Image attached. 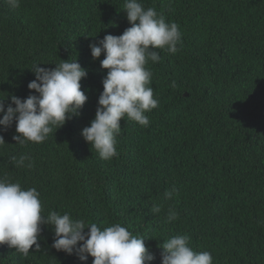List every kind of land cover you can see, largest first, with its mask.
<instances>
[{"label":"trees","instance_id":"obj_1","mask_svg":"<svg viewBox=\"0 0 264 264\" xmlns=\"http://www.w3.org/2000/svg\"><path fill=\"white\" fill-rule=\"evenodd\" d=\"M124 2L20 0L12 8L0 0L5 110L13 95H38L28 88L34 64L52 69L62 59L86 70L80 84L88 97L43 143H16L15 120L0 131V178L35 187L42 215L67 212L101 230L120 223L145 237L155 256L145 264H161L163 242L185 234L213 264H264V0H139L178 25L181 43L175 54L155 49L160 61L146 65L159 101L146 113L149 126L121 118L118 155L104 160L81 135L108 71L100 64L105 54L93 59L89 45L131 26ZM24 153L33 159L30 169L10 159ZM153 205L161 211L154 214ZM169 208L178 219L168 222ZM41 229L39 251L33 245L23 257L0 244V264H92L90 255L81 261L57 251L53 227Z\"/></svg>","mask_w":264,"mask_h":264},{"label":"clouds","instance_id":"obj_2","mask_svg":"<svg viewBox=\"0 0 264 264\" xmlns=\"http://www.w3.org/2000/svg\"><path fill=\"white\" fill-rule=\"evenodd\" d=\"M6 3L12 8L20 6V0H6ZM123 10L131 26L119 36L108 34L89 45L93 59L99 58L102 52L105 54L100 64L108 71L102 80L103 91L98 98L95 118L90 126L82 129L81 135L104 160L118 155L115 146L121 132V118L149 126L146 113L157 108L159 101L149 86L153 73L146 65L149 61L153 64L160 61L155 49L175 54L179 51L177 44L181 43L178 25L166 22L165 16L155 8H145L139 0H125ZM31 69L35 79L29 82L28 88L38 95L29 94L23 100L13 95L6 110L0 98V113H3L0 131H7L15 120L13 140L21 147L29 142L43 143L54 128L62 127L67 119L79 115L88 99L80 84L87 72L76 60L62 59L52 69L39 67L37 63ZM171 86H176L174 81ZM3 144L4 136L0 135V145ZM10 159L17 168L33 167V159L27 153ZM175 191V188L166 191L165 199H171ZM39 195L35 187L23 189L19 182L0 178V244H7L27 257L33 245L36 251L40 250L38 236L41 225L46 224L54 229L52 247L74 254L81 261H86L89 255L94 258L92 264H145L155 259L144 243L145 237L133 235L120 223L101 230L96 223L73 219L67 212L61 215L50 211L42 215ZM151 211L159 213L161 206L153 205ZM176 219L178 213L169 208L168 222ZM189 240L190 236L185 234L164 241L161 264H213L211 253L194 251Z\"/></svg>","mask_w":264,"mask_h":264}]
</instances>
